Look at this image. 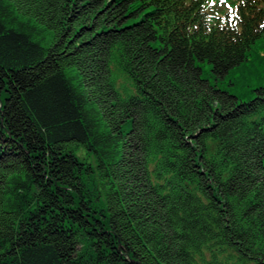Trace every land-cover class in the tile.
<instances>
[{
	"label": "trees",
	"instance_id": "trees-1",
	"mask_svg": "<svg viewBox=\"0 0 264 264\" xmlns=\"http://www.w3.org/2000/svg\"><path fill=\"white\" fill-rule=\"evenodd\" d=\"M263 38L264 0H0V264H264V82H218Z\"/></svg>",
	"mask_w": 264,
	"mask_h": 264
},
{
	"label": "rangeland",
	"instance_id": "rangeland-1",
	"mask_svg": "<svg viewBox=\"0 0 264 264\" xmlns=\"http://www.w3.org/2000/svg\"><path fill=\"white\" fill-rule=\"evenodd\" d=\"M260 43L264 44V38L261 40ZM259 51L264 53V49L262 47L259 48ZM257 72L258 71H256L254 67H246V65H244L231 70V72L227 75L225 79H220L218 80V82L221 87H225L226 89H229L232 92H236L238 94H244L245 92L248 93V86L254 87L257 84H261L264 82V73L257 74ZM203 75L212 78L210 75L208 64H205L203 67ZM230 79L233 80V83H229ZM128 86L129 87H127L126 89H121V92L123 94L133 90V87H131V85L128 84Z\"/></svg>",
	"mask_w": 264,
	"mask_h": 264
}]
</instances>
